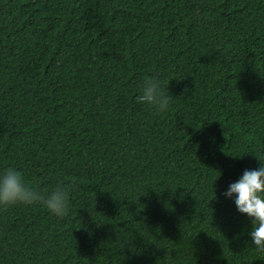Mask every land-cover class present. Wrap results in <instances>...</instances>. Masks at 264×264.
Here are the masks:
<instances>
[{
  "label": "trees",
  "instance_id": "obj_1",
  "mask_svg": "<svg viewBox=\"0 0 264 264\" xmlns=\"http://www.w3.org/2000/svg\"><path fill=\"white\" fill-rule=\"evenodd\" d=\"M257 156L264 0H0V168L71 186L0 207V264H264L222 194Z\"/></svg>",
  "mask_w": 264,
  "mask_h": 264
},
{
  "label": "clouds",
  "instance_id": "obj_2",
  "mask_svg": "<svg viewBox=\"0 0 264 264\" xmlns=\"http://www.w3.org/2000/svg\"><path fill=\"white\" fill-rule=\"evenodd\" d=\"M171 99L172 95L162 87L156 75L144 77L140 92L135 97L137 103L146 104L159 114L169 110ZM257 158L258 167L245 168L222 194L234 202L239 213L250 219L252 226L248 234L251 245L264 252V159ZM70 188L62 181H57L50 188L30 186L18 168H0V207L40 205L53 216L62 218L70 209Z\"/></svg>",
  "mask_w": 264,
  "mask_h": 264
}]
</instances>
